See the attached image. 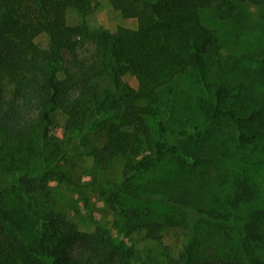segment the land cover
Instances as JSON below:
<instances>
[{"label": "trees", "instance_id": "trees-1", "mask_svg": "<svg viewBox=\"0 0 264 264\" xmlns=\"http://www.w3.org/2000/svg\"><path fill=\"white\" fill-rule=\"evenodd\" d=\"M96 1L0 0V264H130L133 234L161 244L165 264H264V204L250 205L264 170V0H108L123 17H142L136 27L68 23L69 8L86 14ZM250 7L261 18L244 54L254 63L214 77L222 38L201 11L214 9L242 34ZM56 113L62 134L47 144ZM257 145L263 156H249ZM78 147L98 167L120 160V178L77 180L63 159ZM210 163L219 194L191 202L187 183L196 176L202 186ZM51 180L85 202L86 188H99L112 224L70 220ZM202 223L236 232L241 255L204 253L194 243ZM168 226L184 234L176 256L163 244Z\"/></svg>", "mask_w": 264, "mask_h": 264}, {"label": "rangeland", "instance_id": "rangeland-1", "mask_svg": "<svg viewBox=\"0 0 264 264\" xmlns=\"http://www.w3.org/2000/svg\"><path fill=\"white\" fill-rule=\"evenodd\" d=\"M248 17L245 19L244 24L247 26V30L242 34H237V30L231 23L223 19H217L214 9H203L201 11V20L208 27H212L218 30L222 38V47L220 48L219 61L214 63V77H218L220 73L222 76H226L230 70H236L235 67H244L254 63V59L244 58V54L253 49V44L247 40L248 36L253 33L254 29L260 27L259 22L261 20L259 10L253 7L249 8ZM66 18L70 24L84 23L90 28L102 27L111 31L122 32L126 28L136 27L137 23L142 17H123L117 10H115L108 0H97L96 5L91 11L86 14L78 12L74 8H69L66 12ZM42 43L45 42L44 36L39 37ZM91 49L90 45H86L79 48L81 55H86ZM67 64L63 62L59 65V77L62 84H66L64 76L61 72L63 67ZM218 65L222 66V70L218 68ZM234 68V69H233ZM237 68V69H238ZM228 76H230L228 74ZM126 80H131L130 76H126ZM183 83L189 80L187 77H180ZM243 83L251 84L252 89L256 91L258 88H262L263 85L257 79L252 77H242ZM106 81L102 82V84ZM63 118L56 113L53 117V124L50 134L46 138V143L51 144L54 141V137H60L62 134ZM228 128L225 127L224 131ZM224 136V135H223ZM215 137V136H214ZM231 148H235L233 140L227 141ZM260 146L257 145L256 149L252 152L249 149L246 150L251 157L259 158L263 156L260 151ZM240 151V150H238ZM82 147L74 149L73 153L66 154L64 161L73 163V173L77 180L85 183L95 177L103 178L105 180H118L121 176L122 162L117 158L106 157L104 159L105 165L98 167L95 165L91 158L87 157ZM253 155V156H252ZM71 156V159H70ZM264 163V162H263ZM201 167V166H200ZM264 167V166H263ZM209 173L205 179V183L200 186L199 179L195 176L187 185L189 190V199L191 202L199 204H210L215 198V194L218 193L217 181L219 177V171L213 163L208 165ZM0 175L2 169H0ZM1 179V178H0ZM258 179L261 185V195L257 200L251 202V207H257L264 204V170L260 171ZM1 181H3L1 179ZM3 181V182H4ZM51 190L52 200L56 202V205L60 206L66 213V216L78 223L82 228L94 229L97 226L109 227L113 222V212L110 210L105 197L100 193L99 188L95 186H89L86 188L87 202L81 200L78 191L62 181L51 180L48 183ZM187 223V216L185 219ZM203 226V227H202ZM209 226L202 223L197 229L195 237H198V233L201 229H204V233L200 235V241H196L197 245L204 251V253H225L232 256L241 255V247L239 244L236 232L231 229L227 230H211L206 229ZM129 242L135 248V257L131 260L130 264H165V259L162 255V245L158 242L143 238L141 234H133L128 237ZM184 239L182 229L179 227L173 228L168 226L164 232L163 244L166 243L169 246V253L171 255H178L179 249Z\"/></svg>", "mask_w": 264, "mask_h": 264}]
</instances>
